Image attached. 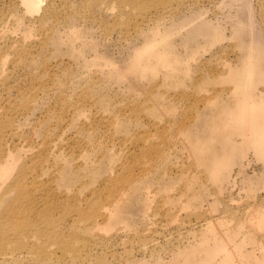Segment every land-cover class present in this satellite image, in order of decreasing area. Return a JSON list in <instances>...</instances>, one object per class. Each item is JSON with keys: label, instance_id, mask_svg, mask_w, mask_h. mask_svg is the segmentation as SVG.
<instances>
[{"label": "rangeland", "instance_id": "374dc122", "mask_svg": "<svg viewBox=\"0 0 264 264\" xmlns=\"http://www.w3.org/2000/svg\"><path fill=\"white\" fill-rule=\"evenodd\" d=\"M55 2L30 16L0 0V106L8 115L36 93L11 116L18 134L32 150L62 144L37 156L24 147L0 181V212L19 211L12 226L0 214V255L10 254L0 264H264V139L233 134L228 113L250 51L264 69V0ZM49 3L54 14L35 23ZM152 31L168 35L157 51L169 44L173 63L145 72L132 63L155 60L140 50ZM91 87L85 118L55 102ZM242 89L264 97V80Z\"/></svg>", "mask_w": 264, "mask_h": 264}, {"label": "bare ground", "instance_id": "6f19581e", "mask_svg": "<svg viewBox=\"0 0 264 264\" xmlns=\"http://www.w3.org/2000/svg\"><path fill=\"white\" fill-rule=\"evenodd\" d=\"M55 1H58L59 3L65 4L67 0H51L52 3ZM127 2L128 0H121ZM18 3L23 7L24 12L27 15H34L37 14L42 5V0H18ZM56 3V2H55ZM54 3V4H55ZM52 4L50 3L47 5V10H44L43 13L35 20V23L42 24L46 21L47 17L51 14H54L55 9L52 8ZM105 6V5H104ZM103 5L100 7H104ZM107 9V7H105ZM50 11V12H49ZM69 35L75 36V29L72 25H69L65 30ZM52 32V29L50 30ZM23 36V35H22ZM168 36L167 34H161L158 31H152V33L148 36H146L147 44L143 45L141 50V55H143L147 50H149V54L155 59H148L143 61L142 56H137L136 60L133 64L136 65V67L140 70H154L155 64H169L170 62L173 63V60L170 58L173 54V51L170 49V46L168 44L167 48L163 51H157V48L165 43L167 41L164 40V37ZM25 37V36H24ZM24 37H22L24 39ZM71 37V38H72ZM49 39V36L47 40ZM74 39V37H73ZM39 43H41V39H39ZM139 50V51H140ZM253 51H250L246 57V63L241 68L242 70L235 73V76L233 78L234 86V94L236 96L233 97L231 103H229L228 108L229 114L233 116V120L235 122H232V125L237 127V130L233 133L242 132L243 134H247L251 137L252 141L259 142L260 140L264 139V113L261 111V109L264 108V97L263 95L256 93L255 91H243L242 87L246 85V83L253 82L254 80H264V69L263 67L258 63V59L253 58ZM255 53V52H254ZM256 55V54H255ZM257 57V55L255 56ZM7 55H3L1 57V61L3 62L6 60ZM19 62H25L27 67L33 62L31 60L27 61V50L23 49V51L20 52L19 57L17 58ZM140 60V61H139ZM68 65H63V68L61 69V74H66L68 71L67 68ZM134 72V71H132ZM173 72V69L169 70V73L171 74ZM94 87H91L90 89H87L83 92L82 98L77 100L74 103L68 102L66 98L63 96L61 97V92L58 91V96L55 100V102L58 103V99L60 97V101L63 104H65V108H63V112L68 113L70 112L71 116H78L85 118L86 111H87V105L85 99L87 96L91 95V90ZM44 95H49L51 93V88L41 86L39 89ZM81 96V95H80ZM36 93L33 96H30L27 98V93L20 96L19 98V104L16 106V108H13L9 110L8 115L6 109L4 107L0 106V181L4 182V180H7L10 176V172L17 163V159L19 158V152L24 150V147H26V151L29 152L30 156L38 155L40 152L45 151L49 154L56 153L59 151L60 148H62V144L58 142L57 139L52 140L49 144H41L37 147L36 150H32L30 146H25L24 142L22 141L21 136L18 134V126L16 125L17 122H13L15 119H11L12 115H20L27 111L30 104L35 100ZM94 98V103L99 106L101 110L107 109L106 104L108 103L102 96L97 94ZM252 99H256L257 102L255 103ZM68 108V110H66ZM227 114V112H226ZM58 124L60 126H67L68 122H65L62 118H60ZM90 122H87L86 120H82L80 122V128L90 134L89 130L87 129V126ZM247 123L246 128L241 126V124ZM44 124H41L39 127H42ZM44 130V127H42ZM242 131H241V129ZM234 129H232L233 131ZM40 134H43L41 131ZM232 135V134H231ZM244 135V136H245ZM45 136V134H44ZM43 136V137H44ZM69 140V139H68ZM155 147V145H153ZM88 149L89 147H86L84 149ZM25 177H23V180H25ZM33 185L37 184L36 179H32ZM17 184L15 182L14 186ZM21 187V184H19V188ZM123 192H119L114 196V198L109 203V207L102 209L99 213V216L102 219H110L113 215V211L118 206L119 202L122 200ZM22 199V196L20 197ZM6 209L0 212L2 217L4 218L5 223H9L12 226V223L15 222V217L19 213V211L16 210L15 205L7 206ZM3 244V238L0 236V245ZM1 248V246H0ZM9 253H2L0 255L1 259H5L7 256H9Z\"/></svg>", "mask_w": 264, "mask_h": 264}]
</instances>
